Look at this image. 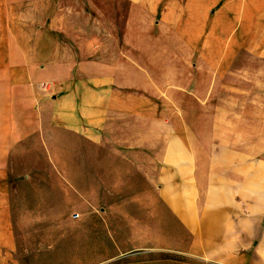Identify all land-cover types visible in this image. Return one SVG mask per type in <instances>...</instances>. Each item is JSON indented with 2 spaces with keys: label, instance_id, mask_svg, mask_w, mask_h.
Listing matches in <instances>:
<instances>
[{
  "label": "crops",
  "instance_id": "crops-1",
  "mask_svg": "<svg viewBox=\"0 0 264 264\" xmlns=\"http://www.w3.org/2000/svg\"><path fill=\"white\" fill-rule=\"evenodd\" d=\"M23 6L0 0V264L22 262V192L11 183L33 178L14 174L32 152L46 168L77 160L84 216L93 190L108 201L92 215H114L118 199L155 246L264 264V0ZM153 87L202 104L189 127L169 128L167 112L146 106L169 101ZM42 214L33 231L52 222Z\"/></svg>",
  "mask_w": 264,
  "mask_h": 264
},
{
  "label": "rangeland",
  "instance_id": "rangeland-1",
  "mask_svg": "<svg viewBox=\"0 0 264 264\" xmlns=\"http://www.w3.org/2000/svg\"><path fill=\"white\" fill-rule=\"evenodd\" d=\"M22 1L23 10H29L26 5L30 0ZM42 89L47 91L50 87L43 86ZM162 90L165 93H161L157 87L151 88L153 98H159V94H167L169 101L152 102L146 106L151 105L153 110L167 112L169 128L183 130L189 127L192 120L187 116L191 115L194 103L170 101L178 94L175 88L167 87ZM195 109H202V104ZM168 138L170 141L171 134ZM50 151L53 156L52 150ZM73 156L78 158V152ZM22 158L23 163H29L27 159H31L33 165L16 166L15 176L27 173L33 178L22 183L19 180L15 182L14 179L11 183L12 188L16 187V190L22 192L18 195L19 199H16L18 203H23L19 208L22 214H18L22 220L16 226L17 234L21 237V264H184V261L191 264H222L155 246L152 239H149L151 232L140 230L144 223L137 222L134 216H128L125 212L120 213L118 199L112 201L114 215H92L94 206L106 204L108 201L95 198L93 190L86 204L91 212L84 216L85 208L78 193L77 160L74 161L76 165L67 170L57 159L54 164H49V169L42 166L40 152L24 153ZM88 171L93 172L94 168H88ZM48 177H54V180L50 182ZM67 180L71 181L70 187ZM13 196L15 197L14 194ZM43 212L52 214V222L39 223L38 226H46L47 229L33 231L32 227L36 224L32 221L34 218H41ZM31 240L49 241L50 246L46 247L43 242H40V246H33L29 244ZM151 242L152 245L148 244Z\"/></svg>",
  "mask_w": 264,
  "mask_h": 264
},
{
  "label": "built area",
  "instance_id": "built-area-1",
  "mask_svg": "<svg viewBox=\"0 0 264 264\" xmlns=\"http://www.w3.org/2000/svg\"><path fill=\"white\" fill-rule=\"evenodd\" d=\"M42 86L47 87L46 83H43ZM74 214L77 215V213H74Z\"/></svg>",
  "mask_w": 264,
  "mask_h": 264
}]
</instances>
